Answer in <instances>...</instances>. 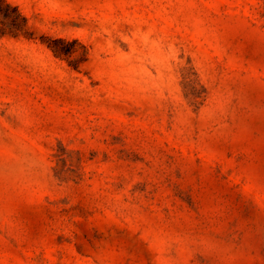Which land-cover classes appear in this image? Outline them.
I'll return each mask as SVG.
<instances>
[{
    "label": "rangeland",
    "instance_id": "rangeland-1",
    "mask_svg": "<svg viewBox=\"0 0 264 264\" xmlns=\"http://www.w3.org/2000/svg\"><path fill=\"white\" fill-rule=\"evenodd\" d=\"M0 264H264V0H0Z\"/></svg>",
    "mask_w": 264,
    "mask_h": 264
},
{
    "label": "trees",
    "instance_id": "trees-1",
    "mask_svg": "<svg viewBox=\"0 0 264 264\" xmlns=\"http://www.w3.org/2000/svg\"><path fill=\"white\" fill-rule=\"evenodd\" d=\"M6 5L8 6V4ZM68 45L69 43H67L65 40L57 39V40L51 41L47 45V47L51 50V52L53 53L55 57L63 58V57H66L69 53H71L70 50L66 48V46Z\"/></svg>",
    "mask_w": 264,
    "mask_h": 264
}]
</instances>
